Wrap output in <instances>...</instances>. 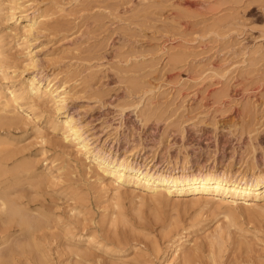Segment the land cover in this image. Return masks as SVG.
I'll return each mask as SVG.
<instances>
[{"label":"rangeland","instance_id":"rangeland-1","mask_svg":"<svg viewBox=\"0 0 264 264\" xmlns=\"http://www.w3.org/2000/svg\"><path fill=\"white\" fill-rule=\"evenodd\" d=\"M22 1L28 14L48 15L45 30L31 47L40 60L37 78L65 85L68 113L88 138L94 137L97 150L141 153L139 161L144 153L168 166L186 155L195 166L217 161L236 168L255 160L264 165V0ZM19 19L8 23L0 17V33L13 56L14 79L23 83L37 72L24 66L26 51L16 45L12 29L27 24ZM43 107L45 114L53 113L50 105ZM35 122L47 142L36 135L34 122L2 134L38 171L57 165V174L63 165L66 176L57 185L39 188L32 208L42 206L68 222L76 204V234L95 231L113 239L119 228L120 237L136 236L127 256L91 247L93 263L128 259L133 264H176L167 237L177 227L194 225L184 244L194 247V264H264V209L243 206L227 218L218 210H201L188 196L157 201L126 190L111 201L112 191L87 172L76 149L69 146L68 155L63 153L52 145L59 136L50 124L44 118ZM69 184L76 186L77 199L71 198ZM25 192L34 196L29 187ZM108 212L117 221L109 220ZM1 223L0 242L5 234ZM62 235L45 245L54 263L71 264L65 245L77 240ZM214 235L221 244L212 243ZM28 255H19L17 264H24Z\"/></svg>","mask_w":264,"mask_h":264},{"label":"bare ground","instance_id":"bare-ground-1","mask_svg":"<svg viewBox=\"0 0 264 264\" xmlns=\"http://www.w3.org/2000/svg\"><path fill=\"white\" fill-rule=\"evenodd\" d=\"M24 4L22 0H0V17L6 22H18L19 17L27 21L22 28L16 27L12 31L15 34L16 45L26 51L24 66L37 72L23 83L16 82L14 78L17 74H14L16 70L12 66L14 62L10 61L13 56L6 50L3 34L0 33V221L5 233L0 244H6L0 247V264H17L16 259L19 255L26 253L29 255L24 259V264H32V260L37 264H57L54 263L45 242L49 244L50 239L57 241L59 236L61 238V233H64L62 239L77 240V243L65 245V251L69 256L67 259L72 261L71 264H95L91 247L103 249L106 255L117 253L127 256V250L133 247L130 245L131 239L136 237L124 234L120 237L119 228L116 232L113 231V239L99 236L95 231L76 234L75 222L77 214L80 213L77 212L76 204L69 210L72 221L68 222H64L61 216L50 214L42 206L32 208V202L38 197L39 188L47 183L57 185L66 176L63 165L57 168V174H54L53 170L57 165L47 166L44 170L38 171L31 159L19 156L23 151L14 145L13 140L2 134L7 132L8 128H20L34 122L36 135L41 137L43 142H47V138L40 135L41 127L35 122V118H44L55 131L54 135L59 136L57 137L59 139L53 137L54 147H60L67 155V147L76 149L80 155L77 159L81 165L87 164V172L92 171L96 175V181L103 189L112 191L113 195L109 196L111 201L123 197L126 190L136 196L150 194L157 201L169 202L188 196L194 204L200 205L201 210L206 208L218 210L227 218L236 216L243 206L246 210L264 209L262 203L264 165L258 160L238 167L236 165V168H231L229 164L222 167L217 161L210 165L199 163L195 166L197 163H192L190 155H186L184 161L177 160L174 163L168 161V166L158 163L155 156L151 158L144 153L142 154L144 161H139L141 153L136 157V152L118 155L111 152L103 154L100 149L97 150L92 141L94 137L88 138L89 134L78 119L68 113L69 92L65 85L57 86L52 82L44 84L43 78H37L40 75V60L37 57L38 53L31 47L37 44L36 35L45 30L48 15L28 14ZM31 12L36 11L31 9ZM2 80H7V83H2ZM45 105L53 108L52 114H45L46 110L43 107ZM25 111L27 113H24ZM75 167L77 168L76 164ZM27 187L34 196H29L28 190L25 192ZM74 187L76 186L69 184L67 189L71 188L70 193L73 195L71 198L77 199V189ZM80 193L82 192L79 191V195ZM108 214L109 212L107 213L109 217ZM109 218L112 222L118 219ZM54 221L57 222L56 225L53 224ZM60 222H64L63 228H58ZM78 224L79 221L77 226ZM54 226L57 227V231L53 230ZM193 228L194 225L177 227L171 230L167 237V249H175L172 261L176 264L195 263L194 247L184 246ZM46 229L52 232L48 233ZM214 236L212 243L217 241L221 244L217 235ZM80 241H84L87 246L80 245ZM134 248L137 249V246ZM114 262L133 264L128 259Z\"/></svg>","mask_w":264,"mask_h":264}]
</instances>
